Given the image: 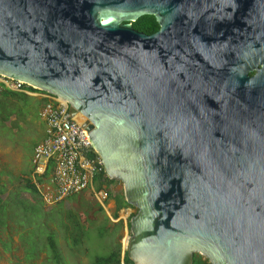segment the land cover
<instances>
[{"label": "water", "instance_id": "water-1", "mask_svg": "<svg viewBox=\"0 0 264 264\" xmlns=\"http://www.w3.org/2000/svg\"><path fill=\"white\" fill-rule=\"evenodd\" d=\"M0 75L70 104L133 264H264V0H0Z\"/></svg>", "mask_w": 264, "mask_h": 264}, {"label": "rangeland", "instance_id": "rangeland-1", "mask_svg": "<svg viewBox=\"0 0 264 264\" xmlns=\"http://www.w3.org/2000/svg\"><path fill=\"white\" fill-rule=\"evenodd\" d=\"M42 101L34 97L0 96V186L4 195L10 193L14 211L9 227L3 230L1 240H7L10 231V251L3 252L0 244V264H92L94 256L106 254L118 245L123 257L130 238L127 222L136 209H122L113 218L114 201L108 200L104 214L89 192L47 204L40 195L34 196L24 188L31 170L34 147L43 140L45 124L39 117ZM113 195H123L120 182L108 186ZM76 214L84 235L77 246L70 240L71 226L67 212ZM104 216L109 221L105 222ZM121 221L123 227L115 225ZM105 222L107 235L97 237V227ZM67 227H64V226ZM33 234V235H32ZM54 235L60 253V262L49 257L46 236ZM38 240L39 251L32 260L25 258L28 243Z\"/></svg>", "mask_w": 264, "mask_h": 264}, {"label": "built area", "instance_id": "built-area-1", "mask_svg": "<svg viewBox=\"0 0 264 264\" xmlns=\"http://www.w3.org/2000/svg\"><path fill=\"white\" fill-rule=\"evenodd\" d=\"M12 91L42 101L39 117L45 124L44 137L33 151L26 179L47 204L89 192L107 213L109 196L105 187L96 189L95 177L102 161L85 139L80 126L71 120L70 104L25 83L0 75V93ZM96 154V153H95Z\"/></svg>", "mask_w": 264, "mask_h": 264}, {"label": "trees", "instance_id": "trees-1", "mask_svg": "<svg viewBox=\"0 0 264 264\" xmlns=\"http://www.w3.org/2000/svg\"><path fill=\"white\" fill-rule=\"evenodd\" d=\"M133 29L137 30L138 32H141L146 35H151L159 30V25L156 22L154 16L150 15H145L140 17L138 20L135 22L131 23ZM254 74V73H252ZM251 74V75H252ZM11 95L14 97H27V95L22 94V93H16L12 91H4L0 93L1 95ZM31 97V96H29ZM35 98V97H34ZM38 99V98H37ZM95 156L97 154L93 153ZM95 185L96 189H101L105 187L106 191L108 192V196L110 199H113L115 207H114V213H113V218L117 219L118 218V213L122 209H134V207L130 206L129 204L126 203L124 200V197L122 194L119 195H113L111 191H109L108 186L111 184H114V181H110L103 169L99 172V174L95 177ZM24 188L26 191L30 192L34 196H38V191L35 188L34 185H32L27 179H25V184ZM4 195V187L0 186V235H2L3 230L9 227L10 217L11 213H15L14 211V203L13 199L10 198V193H8L6 196ZM79 195V194H78ZM74 197V196H72ZM69 197V198H72ZM97 210L102 212L104 214V209L97 204ZM134 215V214H133ZM105 222H108L109 219L107 216H104ZM67 220L70 221V226H71V231H70V240L72 241L74 246H77L79 242L81 241L84 231L81 229V225L78 222L76 214L72 213L71 211L67 212ZM105 222L103 224H100L97 227V237L99 239H104L105 236L107 235V228H105ZM115 225H119L120 227H123V223L119 221ZM128 228L130 227L129 221L127 222ZM64 227H67L66 225ZM33 235V234H32ZM38 240L39 237L36 240L31 241L28 243V247L25 250V258L27 260H32L37 256V252L39 251L38 247ZM0 244L2 246L3 252L10 251L11 249V243H10V231L7 233V240H1L0 239ZM46 246L49 252V257L53 262L59 263L60 262V253L57 248L54 235L48 234L46 236ZM92 264H133L129 258L127 257V254L125 252L124 256H121V248L118 245L116 248L111 249L108 253L106 254H101V255H96L94 256L92 260ZM193 264H210L208 263L207 260L199 256L198 254H195L193 256Z\"/></svg>", "mask_w": 264, "mask_h": 264}, {"label": "flooded vegetation", "instance_id": "flooded-vegetation-1", "mask_svg": "<svg viewBox=\"0 0 264 264\" xmlns=\"http://www.w3.org/2000/svg\"><path fill=\"white\" fill-rule=\"evenodd\" d=\"M251 74H252V73H251ZM251 74H250V75H251ZM252 75H253V74H252Z\"/></svg>", "mask_w": 264, "mask_h": 264}]
</instances>
